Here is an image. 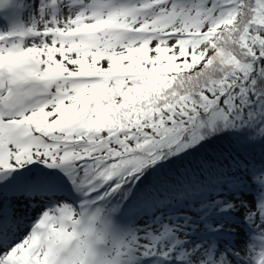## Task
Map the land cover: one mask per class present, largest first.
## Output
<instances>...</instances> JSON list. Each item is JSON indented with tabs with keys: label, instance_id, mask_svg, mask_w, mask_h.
<instances>
[{
	"label": "snow or ice",
	"instance_id": "1",
	"mask_svg": "<svg viewBox=\"0 0 264 264\" xmlns=\"http://www.w3.org/2000/svg\"><path fill=\"white\" fill-rule=\"evenodd\" d=\"M256 145L264 0H0V264H264Z\"/></svg>",
	"mask_w": 264,
	"mask_h": 264
},
{
	"label": "trees",
	"instance_id": "2",
	"mask_svg": "<svg viewBox=\"0 0 264 264\" xmlns=\"http://www.w3.org/2000/svg\"><path fill=\"white\" fill-rule=\"evenodd\" d=\"M216 148L217 150H222L224 156H228L229 152L232 151L231 143L229 138L223 137L220 140L216 141ZM217 153L212 152L210 149L208 152H202L199 154H196L192 157H188L183 161H180L173 165L170 170H166L164 173L161 174V178L159 179V183L161 185L166 183V187L168 189H172L175 187H179L180 184L187 185L189 183H195L199 180H204L205 178H208L209 180H215V176L210 175L209 169L205 168L201 170V167H198L202 164L204 161H210L212 159V156L216 155ZM248 161L251 163L259 166L262 161H264V157H262L261 148L259 145L252 146L248 149V152L245 154ZM228 161H225V167L228 165ZM179 182V183H178ZM253 191L256 192L257 185L253 184ZM164 191V189H161ZM2 193V192H0ZM165 195H168L169 193L167 191L164 192ZM217 197L215 195H211V199H216ZM224 199L231 200L232 194H228L226 191V194L223 196ZM4 199H0V203H3ZM190 203V202H189ZM181 211L184 214H187V212L192 213L193 211L190 210L188 204H186ZM147 217H140L138 218V223H143L144 220H146Z\"/></svg>",
	"mask_w": 264,
	"mask_h": 264
},
{
	"label": "rangeland",
	"instance_id": "3",
	"mask_svg": "<svg viewBox=\"0 0 264 264\" xmlns=\"http://www.w3.org/2000/svg\"><path fill=\"white\" fill-rule=\"evenodd\" d=\"M255 195H256V192L252 191L251 193L246 194V199H249V200H250V199H252V197L255 196ZM210 198H211V196H210ZM0 199H1V200L4 199L2 193H0ZM2 202H3V201H2ZM237 203H239V202L237 201ZM187 214H188V215H195V212H192V213L187 212ZM241 216H242V214H241ZM233 227H236V226L234 225ZM236 230H237L238 232L241 233V236H239V237L237 238V243H238L241 247H243L244 244H245V242H246L247 239H248L247 234L245 233V230L242 229V228L237 227Z\"/></svg>",
	"mask_w": 264,
	"mask_h": 264
}]
</instances>
